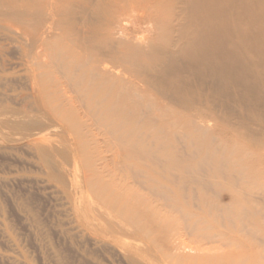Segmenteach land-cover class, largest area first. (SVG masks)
Returning a JSON list of instances; mask_svg holds the SVG:
<instances>
[{"label":"bare ground","instance_id":"obj_1","mask_svg":"<svg viewBox=\"0 0 264 264\" xmlns=\"http://www.w3.org/2000/svg\"><path fill=\"white\" fill-rule=\"evenodd\" d=\"M0 34L30 60L29 125L122 178L89 165L88 202L145 215L173 264H264V0H0ZM19 116L0 102V126Z\"/></svg>","mask_w":264,"mask_h":264},{"label":"rangeland","instance_id":"obj_2","mask_svg":"<svg viewBox=\"0 0 264 264\" xmlns=\"http://www.w3.org/2000/svg\"><path fill=\"white\" fill-rule=\"evenodd\" d=\"M158 25L155 32L161 30ZM155 32L148 37L154 38ZM0 41V102L23 108L28 114L10 117L8 125L0 126V264H173L161 253L166 235L145 215H135L137 230L116 214L110 196L87 201L80 188L86 174L93 172L89 165L98 164L99 177H110L120 184L122 178L119 180L120 175L110 165L99 170L106 158L81 156L73 135L61 122L29 125L37 114L27 71L30 60H23L17 43L2 34ZM39 120L45 122L44 118ZM216 136L227 144L235 143L229 136ZM41 146L52 150L49 159L53 167L41 159ZM92 147L84 145L86 153ZM111 155L103 153V157ZM261 165L254 162L250 166L255 170ZM91 207L96 210L89 211ZM184 239L193 244L189 236Z\"/></svg>","mask_w":264,"mask_h":264}]
</instances>
